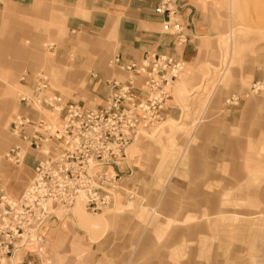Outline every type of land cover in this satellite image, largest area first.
Wrapping results in <instances>:
<instances>
[{
    "label": "rangeland",
    "instance_id": "1",
    "mask_svg": "<svg viewBox=\"0 0 264 264\" xmlns=\"http://www.w3.org/2000/svg\"><path fill=\"white\" fill-rule=\"evenodd\" d=\"M196 4L192 54L177 60L161 118L138 131L111 170L108 205L92 210L81 196L59 206L11 262L264 264V0ZM65 21L53 0L0 4V183L8 198L23 192L43 156L11 130L15 116L55 123L65 104L102 103L89 88L90 67L79 63L91 57H75V46L114 80L104 56L110 38L97 37L92 50L93 41L68 37ZM42 76L47 90L38 94ZM53 93L59 105L40 103ZM14 145L20 164L5 158Z\"/></svg>",
    "mask_w": 264,
    "mask_h": 264
},
{
    "label": "built area",
    "instance_id": "2",
    "mask_svg": "<svg viewBox=\"0 0 264 264\" xmlns=\"http://www.w3.org/2000/svg\"><path fill=\"white\" fill-rule=\"evenodd\" d=\"M180 1L161 0L156 12L165 15L164 29L183 40L177 17ZM179 66L176 59L153 54L140 62L122 64L126 79L108 82V95L95 107L65 104L55 123L15 116L11 130L43 156L34 159L32 175L19 196L8 198L0 183V264H35L28 256L18 262L10 259L31 241L46 217L56 216L51 213L59 206L75 203L81 196L92 210L108 205L111 195L104 185L115 178L111 170L138 131L161 118L168 98L166 87ZM35 88L38 94L47 90L44 76ZM39 101L46 106L54 101L60 104L55 93L42 95ZM24 157L17 145L5 155L16 164Z\"/></svg>",
    "mask_w": 264,
    "mask_h": 264
},
{
    "label": "crops",
    "instance_id": "3",
    "mask_svg": "<svg viewBox=\"0 0 264 264\" xmlns=\"http://www.w3.org/2000/svg\"><path fill=\"white\" fill-rule=\"evenodd\" d=\"M4 0H0V4ZM13 3L24 4L37 0H10ZM64 11L65 26L68 37L82 43L89 41L96 48L99 36L110 38L111 48L104 55L112 59V78L123 70L122 64L131 61H142L151 55H165L178 60L192 54L198 39L197 23L201 18V10L196 0H182L179 2L178 20L182 25L183 40H178L171 32L163 30L165 15L156 12L161 0H53ZM78 52L75 57L80 60L91 57L90 60L80 61V65L90 67L92 76L89 88L96 96L103 100L109 92L105 71L92 59V52L79 53L82 45L75 46ZM96 51V49H95ZM121 57L117 62L116 58ZM126 79V78H125ZM141 78H137L140 85ZM98 105V104H97ZM96 105V106H97ZM85 106V105H84Z\"/></svg>",
    "mask_w": 264,
    "mask_h": 264
},
{
    "label": "bare ground",
    "instance_id": "4",
    "mask_svg": "<svg viewBox=\"0 0 264 264\" xmlns=\"http://www.w3.org/2000/svg\"><path fill=\"white\" fill-rule=\"evenodd\" d=\"M8 108V107H7ZM59 108L60 107H58V109H57V111H59ZM4 110H6L5 108H3ZM29 146V145H28ZM30 147V146H29ZM31 148V147H30ZM32 149H33V147H32ZM36 151H38V150H36ZM77 218V217H76Z\"/></svg>",
    "mask_w": 264,
    "mask_h": 264
}]
</instances>
